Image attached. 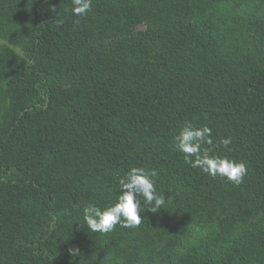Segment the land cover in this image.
<instances>
[{"label": "trees", "instance_id": "16d2710c", "mask_svg": "<svg viewBox=\"0 0 264 264\" xmlns=\"http://www.w3.org/2000/svg\"><path fill=\"white\" fill-rule=\"evenodd\" d=\"M71 7L0 0V264H264V0ZM186 121L247 164L242 184L184 162ZM132 166L156 170L166 206L136 228L80 226Z\"/></svg>", "mask_w": 264, "mask_h": 264}, {"label": "clouds", "instance_id": "9594fccd", "mask_svg": "<svg viewBox=\"0 0 264 264\" xmlns=\"http://www.w3.org/2000/svg\"><path fill=\"white\" fill-rule=\"evenodd\" d=\"M93 0H71V12L76 17L85 16L92 8ZM225 149L232 144L231 137H222L218 141ZM211 129L207 126L195 127L186 121L174 137V148L182 154V159L191 168L199 169L213 179L221 178L233 186L244 182L248 167L243 161L214 154L204 145H212ZM230 150V149H229ZM158 173L155 169L132 166L118 178V192L115 200L98 205L88 202L82 206L83 223H78L93 233L107 234L117 225L124 228H136L143 222L145 211L159 212L166 206L168 196L156 188ZM71 256L79 253L77 247L69 250Z\"/></svg>", "mask_w": 264, "mask_h": 264}, {"label": "rangeland", "instance_id": "374dc122", "mask_svg": "<svg viewBox=\"0 0 264 264\" xmlns=\"http://www.w3.org/2000/svg\"><path fill=\"white\" fill-rule=\"evenodd\" d=\"M146 27L144 25H138L135 28L131 29L130 32L133 34L139 33V32H144L146 31Z\"/></svg>", "mask_w": 264, "mask_h": 264}]
</instances>
